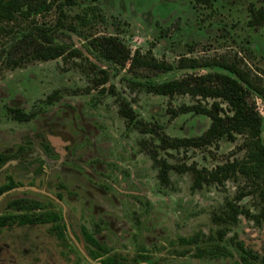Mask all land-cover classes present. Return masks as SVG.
Returning <instances> with one entry per match:
<instances>
[{"label":"rangeland","instance_id":"obj_1","mask_svg":"<svg viewBox=\"0 0 264 264\" xmlns=\"http://www.w3.org/2000/svg\"><path fill=\"white\" fill-rule=\"evenodd\" d=\"M211 1L212 7L197 0H101L95 16L90 4L83 3L31 21L0 23L15 31L0 35V55L18 33L35 25L54 27L59 20L76 32L59 30L56 43L81 53L15 70L0 67V144L21 147L14 150L17 159L0 168V184L23 162L31 171L41 166L42 172L41 181L29 184L23 174L25 184L0 195V215L9 213L13 201L27 199L30 208L63 217L49 225L1 231L0 248L15 250L13 256L0 250V264L99 263L88 254L85 231L118 264H245L248 251L258 258L250 264H263L264 222L241 217L230 225L217 220L225 204L237 200L244 180L194 191L193 174L187 170L211 171L243 158L238 150L243 138L204 149L159 148L161 137H197L211 121L191 113L174 117V110L197 100L157 96L145 85L210 70L129 72L130 63L123 68L89 53L92 39L115 36L132 55L140 51L175 65L182 57L239 59L264 77V26L249 25L250 8H264V0ZM88 58L109 73V83L93 87L101 75ZM254 100L264 117V102ZM124 107L133 110L134 123L123 116ZM17 109L31 121H15ZM154 152L159 160L183 168L169 173L168 186L160 183ZM237 203L259 211L253 197Z\"/></svg>","mask_w":264,"mask_h":264},{"label":"trees","instance_id":"obj_2","mask_svg":"<svg viewBox=\"0 0 264 264\" xmlns=\"http://www.w3.org/2000/svg\"><path fill=\"white\" fill-rule=\"evenodd\" d=\"M101 0H0V23H11L18 20L31 21L34 18L47 15L52 11L64 13L66 9L88 3L91 11L96 15ZM198 3L212 7L211 0H197ZM251 27L264 26V8H250ZM81 20V17H78ZM84 20V19H83ZM67 25L59 20L54 27L35 25L25 32L14 36L11 44L0 55V67L15 70L23 64L33 62H49L58 58L79 57V50L69 51L68 47L56 43L55 34L59 30L68 29L76 32L74 26ZM15 33L13 29L0 27V35ZM89 53L112 64L126 67L130 63L129 72L134 70L168 73L175 69L196 71L210 70L205 75L187 74L182 79H175L163 83L147 84L145 87L150 93L157 96L174 98L176 96H189L197 100L193 105H183L173 111V116L193 114L205 116L211 124L202 135L192 138H160L159 148L162 150L204 149L217 146L220 142L235 143L239 137L243 138L238 150L244 152V157L227 161L213 170L206 168L188 167L193 174V190H201L205 186L224 185L231 180H244L242 189L236 201L227 202L222 213L217 217L218 222L235 225L241 217L257 223L264 222V117L259 113L255 97L264 102V77L254 74L252 69L243 65V60L227 59L224 57L213 59H198L182 57L177 64L160 62L156 58L143 55L136 51L132 55L117 37L104 36L89 41ZM88 61L90 59L88 58ZM92 63V68L98 70L100 77L94 79L93 87L99 88L110 81L109 73ZM220 69L221 71H214ZM107 89L102 92L105 93ZM211 101V102H209ZM123 116L134 123L136 116L132 109L124 107ZM18 121H27L29 116L22 111H13ZM155 153V152H154ZM157 168L161 185L170 183L169 173L172 170L183 172L182 167H175L166 161L159 160L152 155ZM253 197L258 203V213L252 209L240 206L237 201ZM11 218H0V227L10 223ZM18 220V218H17ZM31 224L53 223L63 219L56 213H48L42 217L28 219ZM88 245H95L93 259L105 256L106 251L101 243L88 232H84ZM103 264H118L115 257H109ZM264 264V261H263Z\"/></svg>","mask_w":264,"mask_h":264},{"label":"flooded vegetation","instance_id":"obj_3","mask_svg":"<svg viewBox=\"0 0 264 264\" xmlns=\"http://www.w3.org/2000/svg\"><path fill=\"white\" fill-rule=\"evenodd\" d=\"M14 111H18V109L14 110ZM15 121H17L18 123H28L31 121V118H29V120H27V121H22V122L18 121L16 119H15ZM1 136H2V133L0 131V142L2 140L1 138H3V136L2 137ZM12 137H15V136L12 135ZM0 145L3 146L2 148L0 147V168H2L7 164H12L17 159L15 157L16 154L14 153L15 152L14 150L18 147L14 148L13 145H10V147L8 149H6L7 148V147H5L6 144L3 143V145L2 144H0ZM20 148L21 147H19L17 149V151ZM20 162L21 161H19L18 163H20ZM14 169H15L14 170L15 174L13 176L5 178L7 180L6 183L0 184V195L5 194L6 192H9V191L21 186V184H25V181L23 183H22V181H20L22 178L21 176H23V174L25 176V180H28L29 184H32V185L35 182V181H33V179H36V180L39 179L40 181L42 180L41 166L39 167V169H36L35 171H31L29 165H27L26 162H23V163H20L19 165H17ZM29 205H30V201L27 199H20V200L13 201V203L8 206V212L9 213L0 215V218H5V217L11 218L9 224L3 225L0 227V232L3 230H6V229L13 228L15 226L26 227V226L49 225L47 223L31 224L28 219H30L32 217L46 216L48 213H55V212H50V211L49 212L48 211L41 212V209H38V210L32 209V207L30 208ZM57 215L60 216L59 214H57ZM60 217L63 219L62 216H60ZM17 218H18V220H17ZM88 246H89L88 247L89 248L88 254H89L90 258L95 262L100 260L99 263H95V264H103V261H106V260H108L109 257H112V256H109V252L107 251V249L105 247H103L102 245H100L104 248V250L106 251V254H105V256L100 257L99 259L95 260L91 257L93 255L95 245H88ZM3 249L4 250L7 249L4 252V254L13 256L12 250H15V248H12L10 245H6V248H0V250H3ZM242 250H245V249L242 248ZM252 258H253V260L258 259L256 257L252 256L251 253L248 251L247 252V258L246 259L243 258L242 260H244L245 264H246V262H248L247 264H250V261L252 260ZM263 261H264V259H263ZM12 264H14V263H12Z\"/></svg>","mask_w":264,"mask_h":264}]
</instances>
